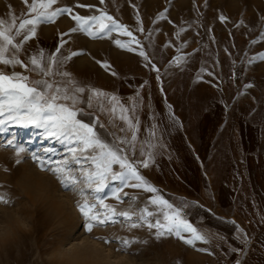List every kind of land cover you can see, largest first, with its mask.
<instances>
[{"label":"rangeland","instance_id":"374dc122","mask_svg":"<svg viewBox=\"0 0 264 264\" xmlns=\"http://www.w3.org/2000/svg\"><path fill=\"white\" fill-rule=\"evenodd\" d=\"M77 3L104 8L128 25L146 45L145 35L135 32L137 12L133 5H136L143 27L158 30L154 35V47L146 50L162 73L178 54L176 49L181 41L189 42L185 52L200 47V42L208 45L204 52L191 59L186 71L163 77L166 102L158 91L156 73L142 66V58L137 54L118 49L111 39L93 41L82 34H72L65 47L86 51V55L75 58L69 67L78 76L90 77L96 87L126 98L133 94L131 85L148 80L149 88L144 93L148 103L158 112H164L167 103L173 105L182 127L172 128L171 133L165 135L172 159L166 157L158 167L144 174L171 202H197L211 209L214 216L225 217L233 212L239 219L243 217L241 221L252 238L260 225L259 217L251 218L253 221L240 213L244 209L243 213L249 210L253 214L246 206L248 197L255 198V202L264 197V63L258 64L247 79L241 77L233 81L229 78L230 57L224 49L227 47L239 64L249 41L257 35L256 31H249L248 25L255 26L257 16L264 14V0H207V6L206 0H106L104 5H100L99 0H59V6H75ZM245 5V27L237 28L233 22L221 23L215 18L214 9L222 8L232 21H237ZM24 8L22 0H0V17L10 11L19 13ZM165 9H168L166 19L153 23V18ZM74 11L83 16L92 14L87 8L75 7ZM188 22H192V30L177 39L175 34ZM73 26L68 15L60 17L54 24L42 25L37 38L30 41V47L54 50L61 39L60 34ZM197 30L199 36L195 35ZM113 38L125 42L129 39L116 34ZM167 41L174 46L162 47ZM260 51H264V42L252 48L253 53ZM96 61L110 63L119 78L113 77ZM202 66L214 70L221 78V90L214 86L217 81L207 75L203 82H193ZM17 71L22 69L17 68ZM253 77L254 87L234 103L242 84ZM225 102L233 105L227 113ZM253 109L256 111L249 116ZM41 131L31 127L10 128L8 132L0 133V145L12 138L14 132L29 151L45 147L61 149L51 138L42 139ZM15 158L10 148L0 146V192H8L15 199L14 206L0 204V264H173L183 254L182 244L175 240L162 245L153 244L141 250L138 256L116 251L115 243L107 244L98 237L146 239L148 230L130 231L127 224L122 227L118 222L96 226L92 233H87L84 227L87 221L75 206L76 198L70 192L61 191L54 177L41 172L30 159L16 167ZM126 191L139 195L141 205L146 203L149 195L137 190ZM106 203L118 211L129 207L127 202L117 204L114 198L107 199ZM195 209L189 210L190 221ZM255 209L263 211L261 205ZM72 222L76 224L73 230L70 229ZM140 249L141 245L135 244L131 251ZM188 256L191 257L188 264H203L198 253L188 252L186 260H189Z\"/></svg>","mask_w":264,"mask_h":264},{"label":"snow or ice","instance_id":"6c2138e0","mask_svg":"<svg viewBox=\"0 0 264 264\" xmlns=\"http://www.w3.org/2000/svg\"><path fill=\"white\" fill-rule=\"evenodd\" d=\"M105 2L99 0L100 5ZM22 3L25 8L19 13L10 11L0 17V133L8 132L13 127L39 129L42 130L39 133L42 139L51 138L61 149L45 147L29 151L13 132L12 138L0 146L14 152L15 166L19 167L26 159H30L41 172L52 175L61 191L70 192L76 198L75 206L87 221L84 227L89 234L96 226L115 225L118 222L122 227L127 224L130 231L142 228L148 230L146 239L98 237L107 244L115 243L116 251L138 256L141 250L153 244L162 245L168 240H175L182 244L184 251L173 264H188L186 257L190 251L209 256H215L217 250L223 251L224 237L194 225L188 218L189 210L201 205L187 200H181L178 204L171 202L144 174L158 167L166 157L172 159L165 135L170 134L172 128L182 127L174 114L173 105L167 103L164 112L156 111L144 94L149 88L148 80L131 85L133 94L126 98L96 87L90 77L78 76L69 67L75 58L86 55V51L65 47L70 43L72 34H82L93 41L111 39L118 49L137 54L142 58V66L156 73L158 91L166 102L163 77L186 71L191 59L197 53L204 52L208 45L200 42V47L185 52L189 42L181 41L176 49L178 54L168 62L162 73L146 50L154 47V35L158 30H146L143 27L136 5H133L137 12L135 32L145 35L146 45L128 25L121 23L102 7L79 3L75 6H59V0H22ZM75 7L87 8L92 14L80 15L74 11ZM246 9L245 5L238 20L232 21L222 8H217L214 9L215 18L221 23L233 22L237 28L245 27ZM167 11L165 9L158 13L153 23L166 19ZM64 15L71 18L74 26L60 34L61 39L54 50L30 47V41L37 38L42 25L54 24ZM248 28L249 31H256L257 35L249 41L239 64L228 48L224 49L230 57L232 67L229 78L233 81L241 77L247 79L258 64L264 63V51L252 52V48L264 42V14H259L257 24L248 25ZM189 30H192V22L181 27L175 34L176 38L179 39L182 33ZM113 34L129 39L125 42L113 38ZM195 35H200L199 30ZM65 36L69 39H63ZM211 39L215 42L214 37ZM173 46L171 41H167L162 47ZM96 63L113 77L119 78L107 61ZM237 67L240 69L239 74ZM17 68L22 71H17ZM173 69L175 71H171ZM205 75L216 80L214 86L221 90V78L214 70L203 66L193 82H203ZM254 85V77L242 84L234 97V103L247 95ZM232 106L225 102V112L230 111ZM255 111L253 109L249 116ZM235 131L238 132V129ZM126 189L149 194L146 203L141 205L139 195ZM109 198H114L117 204L127 202L128 209L118 211L106 203ZM0 204L14 206L15 199L8 192H0ZM208 211L211 212V209ZM228 222L235 226V239L240 245L231 247L228 252L236 257L234 264H243L240 257L245 254L252 239L235 221ZM259 223L264 224V214L259 217ZM135 244H140L141 249L131 251Z\"/></svg>","mask_w":264,"mask_h":264},{"label":"crops","instance_id":"0c3cea01","mask_svg":"<svg viewBox=\"0 0 264 264\" xmlns=\"http://www.w3.org/2000/svg\"><path fill=\"white\" fill-rule=\"evenodd\" d=\"M264 196V191H262ZM251 200V201H250ZM255 198H249L247 199L246 206L248 208H251L253 214L251 215L249 210L246 213L244 212V209L240 213L242 216L245 214V216L248 217L249 220H253L251 218H257L260 217L262 214H264V197L261 199L259 198L257 202H255ZM263 208L262 212H257L258 210L255 209V206H260ZM249 212V213H248ZM255 212H257L255 214ZM261 213V215H259ZM243 218V217H242ZM241 218V219H242ZM238 217L233 215V212L231 215H225V217L222 216H214L211 212L208 211L207 207H198L194 210V213L192 214V220L191 222L194 223L196 226H201L204 228H207L211 230L213 233H219L220 236L224 237V250L223 251H216L215 256H209L205 254H199V260L203 264H234V261L236 257H234L230 252H228V249L231 247H239L240 245L237 243L235 239V226L232 223H229L228 221H235V224L240 226L241 228L245 229V226L243 224V221H241ZM259 222V220H258ZM247 231V230H246ZM252 242L248 246L245 254L240 257V259L243 261V264H264V224L259 225L258 229L252 236ZM228 253V254H225ZM187 258V257H186ZM187 260L189 263L191 262V257L188 256Z\"/></svg>","mask_w":264,"mask_h":264},{"label":"bare ground","instance_id":"6f19581e","mask_svg":"<svg viewBox=\"0 0 264 264\" xmlns=\"http://www.w3.org/2000/svg\"><path fill=\"white\" fill-rule=\"evenodd\" d=\"M22 132H23V131H22ZM22 132H21V134H22ZM57 197H58V196H57ZM57 197H56V198H57ZM60 199H61V198H60ZM75 225H76L75 222H72V225H71V228H70V229H71V230L75 229V227H76Z\"/></svg>","mask_w":264,"mask_h":264}]
</instances>
